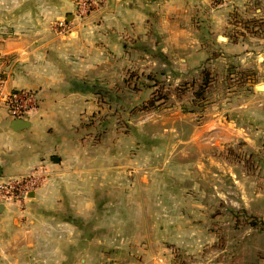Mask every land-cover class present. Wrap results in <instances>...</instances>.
I'll use <instances>...</instances> for the list:
<instances>
[{
	"label": "rangeland",
	"instance_id": "obj_1",
	"mask_svg": "<svg viewBox=\"0 0 264 264\" xmlns=\"http://www.w3.org/2000/svg\"><path fill=\"white\" fill-rule=\"evenodd\" d=\"M222 2L196 3L188 13L185 22L200 34L187 63L184 51L171 64L162 52L146 58L136 36L121 34L126 46L110 71L90 78L79 98L58 101L74 172L54 186L94 191L114 247L120 254L130 247L149 264H264V230L252 224L264 221V115L255 94L264 65L239 60L242 53L206 35ZM227 23L244 32L250 24L264 40L263 18L229 11ZM203 67L213 82L196 99L184 83ZM160 87L168 97L141 108Z\"/></svg>",
	"mask_w": 264,
	"mask_h": 264
},
{
	"label": "crops",
	"instance_id": "obj_2",
	"mask_svg": "<svg viewBox=\"0 0 264 264\" xmlns=\"http://www.w3.org/2000/svg\"><path fill=\"white\" fill-rule=\"evenodd\" d=\"M220 1L223 8L208 15L215 27L206 35L218 36L224 49L242 53L239 60L263 66L264 40L245 30L236 35L227 13L264 20V0ZM196 3L210 5L211 0H103L105 12L96 10L81 24L74 0H0V71L8 87L35 89L41 97L25 117L30 125L24 129H13V118L0 108V179L35 168L47 179L26 201L2 204L0 264H149L130 247L126 254L114 247L105 230L110 225L97 219L94 191L54 186L74 172L58 101L79 98L89 90L90 78L110 71L115 54L126 46L121 34L136 36L135 43L149 52L146 58L155 61L162 52L171 64L176 62L172 54L184 51L180 60L187 63L200 34L185 22ZM63 19L71 32L58 27ZM161 36L166 37L163 47ZM255 92L263 104L257 111L264 115V91ZM56 157L60 161H53ZM78 195L83 198H74Z\"/></svg>",
	"mask_w": 264,
	"mask_h": 264
},
{
	"label": "built area",
	"instance_id": "obj_3",
	"mask_svg": "<svg viewBox=\"0 0 264 264\" xmlns=\"http://www.w3.org/2000/svg\"><path fill=\"white\" fill-rule=\"evenodd\" d=\"M76 4L75 16L82 21L101 7L103 0H74ZM63 31L71 32L73 29L65 19L59 22ZM41 103L40 93L30 88H10L6 78L0 74V108H3L13 118H25L27 114L36 109ZM46 179L39 168L28 174L8 175L0 179V204L24 202L30 192L36 190Z\"/></svg>",
	"mask_w": 264,
	"mask_h": 264
},
{
	"label": "trees",
	"instance_id": "obj_4",
	"mask_svg": "<svg viewBox=\"0 0 264 264\" xmlns=\"http://www.w3.org/2000/svg\"><path fill=\"white\" fill-rule=\"evenodd\" d=\"M255 19H248L246 20V23H254ZM247 28H248V32H254L251 29L250 24H246ZM250 26V27H249ZM236 35H240V31H236ZM211 70L208 67H203L200 72L198 73L197 77H194L191 79V81L189 82H185V84H188L190 86H192L194 88V95L196 97V99H204L206 97V92L207 90L210 88L212 82H213V78L211 75ZM0 74L4 75L1 71ZM243 78V77H242ZM246 79V78H245ZM243 79V80H245ZM166 91L163 90V87H160L159 89L156 90V94L153 95L152 97H150L149 99L145 100L141 106V108L143 109H147V108H153L157 106V102L160 99L163 98H167L168 94L165 93ZM252 224L254 226L259 227L260 230H264V221L261 222H257L256 220L252 221Z\"/></svg>",
	"mask_w": 264,
	"mask_h": 264
},
{
	"label": "water",
	"instance_id": "obj_5",
	"mask_svg": "<svg viewBox=\"0 0 264 264\" xmlns=\"http://www.w3.org/2000/svg\"><path fill=\"white\" fill-rule=\"evenodd\" d=\"M256 89L264 91V83L256 85ZM29 125H30V121L25 119V118H15L11 122V126L15 130L24 129V128L28 127ZM53 161L57 162V161H60V159L58 157H56V159H53ZM30 196H34V193H31ZM2 207H3V205L0 204V208H2Z\"/></svg>",
	"mask_w": 264,
	"mask_h": 264
}]
</instances>
